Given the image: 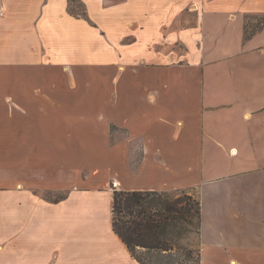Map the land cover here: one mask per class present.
I'll return each instance as SVG.
<instances>
[{
	"label": "crops",
	"instance_id": "0c3cea01",
	"mask_svg": "<svg viewBox=\"0 0 264 264\" xmlns=\"http://www.w3.org/2000/svg\"><path fill=\"white\" fill-rule=\"evenodd\" d=\"M78 1L0 0V264H142L114 190L193 194L200 264H264V0Z\"/></svg>",
	"mask_w": 264,
	"mask_h": 264
},
{
	"label": "trees",
	"instance_id": "16d2710c",
	"mask_svg": "<svg viewBox=\"0 0 264 264\" xmlns=\"http://www.w3.org/2000/svg\"><path fill=\"white\" fill-rule=\"evenodd\" d=\"M71 1L74 0H69V5ZM69 10L85 14L70 6ZM41 195L55 200L62 197L50 198L44 192ZM200 215L199 200L187 192L174 196L150 190L113 191V230L142 264H200V248L183 244L190 233L199 234ZM137 249L150 252V260L138 254Z\"/></svg>",
	"mask_w": 264,
	"mask_h": 264
},
{
	"label": "rangeland",
	"instance_id": "374dc122",
	"mask_svg": "<svg viewBox=\"0 0 264 264\" xmlns=\"http://www.w3.org/2000/svg\"><path fill=\"white\" fill-rule=\"evenodd\" d=\"M70 7L74 9L75 12H83L84 7L83 4L81 2H79L78 0H74L70 2ZM263 18L256 16V21L254 20H250L249 19V24L247 25V31H252L253 29H255L256 27L261 25ZM41 194H43V192L45 194H47L50 198H54L57 197L59 195H62V193L59 192H51V191H40ZM172 195H178L180 194V192H173L170 193ZM192 196H194L193 194H191ZM195 197V196H194ZM184 245H190L193 248H196L197 246L199 247V241H198V235L194 232L190 233L189 236L187 237V239L185 241H183ZM137 253L141 254L143 257L147 258L148 260H150V252L142 250V249H137ZM182 264H190V262H183Z\"/></svg>",
	"mask_w": 264,
	"mask_h": 264
}]
</instances>
